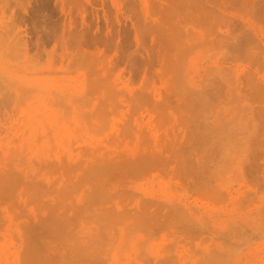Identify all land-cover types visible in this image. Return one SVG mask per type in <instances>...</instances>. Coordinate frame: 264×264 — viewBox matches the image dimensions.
<instances>
[{"label":"rangeland","instance_id":"1","mask_svg":"<svg viewBox=\"0 0 264 264\" xmlns=\"http://www.w3.org/2000/svg\"><path fill=\"white\" fill-rule=\"evenodd\" d=\"M219 2L0 0V264H264V0Z\"/></svg>","mask_w":264,"mask_h":264},{"label":"bare ground","instance_id":"2","mask_svg":"<svg viewBox=\"0 0 264 264\" xmlns=\"http://www.w3.org/2000/svg\"><path fill=\"white\" fill-rule=\"evenodd\" d=\"M225 0H221V2H219V5L216 7L217 11L221 14V15H225L227 14L226 13V7H225V3H224ZM73 166V165H72ZM99 171V170H98ZM97 172V171H96ZM13 179V178H12ZM73 183V182H72ZM71 185V184H70ZM68 185V186H70ZM72 186V185H71ZM71 188V187H70ZM57 206V205H56ZM55 207V206H54ZM63 220V219H61ZM66 220V219H64ZM63 220V221H64ZM67 221V220H66ZM70 225V224H69Z\"/></svg>","mask_w":264,"mask_h":264}]
</instances>
